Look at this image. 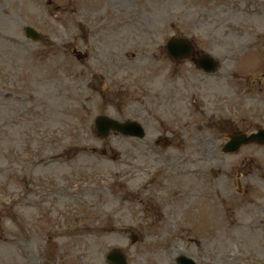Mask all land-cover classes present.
I'll return each instance as SVG.
<instances>
[{
    "label": "rangeland",
    "instance_id": "obj_1",
    "mask_svg": "<svg viewBox=\"0 0 264 264\" xmlns=\"http://www.w3.org/2000/svg\"><path fill=\"white\" fill-rule=\"evenodd\" d=\"M46 1L0 0V264H264V149L220 152L264 124V0ZM176 34L220 70L170 60ZM100 115L146 137L100 141Z\"/></svg>",
    "mask_w": 264,
    "mask_h": 264
},
{
    "label": "water",
    "instance_id": "obj_2",
    "mask_svg": "<svg viewBox=\"0 0 264 264\" xmlns=\"http://www.w3.org/2000/svg\"><path fill=\"white\" fill-rule=\"evenodd\" d=\"M26 32L28 35H30V33L32 35H34V31L30 30V29H26ZM36 36L34 35V38ZM190 49H192V45L191 43H189L188 41L182 39V38H172L168 44H167V51L168 54L170 56H172L174 59H180V58H185L188 56ZM209 60L208 64L209 67H212V64L210 63V59L206 58V57H199V60ZM212 62V61H211ZM134 125V124H133ZM95 126L98 130V135H106L109 129H113V130H117V131H121L123 133H125L128 130L129 125L128 124H124V125H119L118 123L110 120V119H104V118H99L95 121ZM259 134L258 135H252L249 136V138H246L244 136V138L241 135H235L232 137V141L228 144L227 146V150L233 151L236 150L242 143L248 142V141H253L255 139H258ZM261 139L264 140V132H262L261 135ZM113 256V255H112ZM111 260H115V258H112L110 256ZM118 259V258H117ZM179 264H191L188 261H184L182 259L178 260Z\"/></svg>",
    "mask_w": 264,
    "mask_h": 264
}]
</instances>
